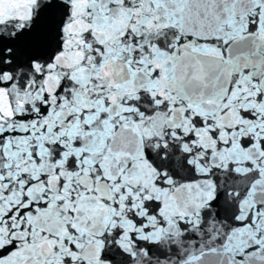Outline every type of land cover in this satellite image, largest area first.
<instances>
[{"label": "snow or ice", "instance_id": "1", "mask_svg": "<svg viewBox=\"0 0 264 264\" xmlns=\"http://www.w3.org/2000/svg\"><path fill=\"white\" fill-rule=\"evenodd\" d=\"M0 264H264V0H0Z\"/></svg>", "mask_w": 264, "mask_h": 264}]
</instances>
